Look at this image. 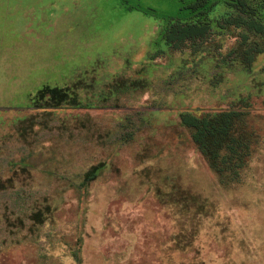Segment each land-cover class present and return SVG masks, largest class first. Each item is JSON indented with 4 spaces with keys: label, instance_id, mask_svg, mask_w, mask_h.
Listing matches in <instances>:
<instances>
[{
    "label": "rangeland",
    "instance_id": "1",
    "mask_svg": "<svg viewBox=\"0 0 264 264\" xmlns=\"http://www.w3.org/2000/svg\"><path fill=\"white\" fill-rule=\"evenodd\" d=\"M188 1L0 0V264H264V53L232 56L220 1L167 45ZM231 109L253 139L219 176L179 114Z\"/></svg>",
    "mask_w": 264,
    "mask_h": 264
},
{
    "label": "trees",
    "instance_id": "2",
    "mask_svg": "<svg viewBox=\"0 0 264 264\" xmlns=\"http://www.w3.org/2000/svg\"><path fill=\"white\" fill-rule=\"evenodd\" d=\"M223 2L229 13L222 17L226 25L240 28L241 40L233 48L244 67L249 68L260 53H264V0H189L188 9L193 21H172L165 26L162 37L174 49L181 48L187 41L204 40L211 33L208 14L215 4ZM221 26H223L221 24ZM40 105L45 100L50 106L68 104L82 106L76 92L67 87H50L37 90L32 98ZM180 123L190 130L191 140L206 160L208 166L219 176L238 173L250 154L253 133L245 126V114L238 110H220L197 116L184 111L179 114ZM97 166L85 175L92 179Z\"/></svg>",
    "mask_w": 264,
    "mask_h": 264
}]
</instances>
